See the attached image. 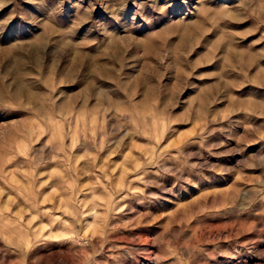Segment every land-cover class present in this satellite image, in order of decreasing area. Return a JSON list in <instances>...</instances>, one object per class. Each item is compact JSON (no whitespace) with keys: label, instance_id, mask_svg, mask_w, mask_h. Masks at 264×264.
I'll list each match as a JSON object with an SVG mask.
<instances>
[{"label":"rangeland","instance_id":"1","mask_svg":"<svg viewBox=\"0 0 264 264\" xmlns=\"http://www.w3.org/2000/svg\"><path fill=\"white\" fill-rule=\"evenodd\" d=\"M0 264H264V0H0Z\"/></svg>","mask_w":264,"mask_h":264}]
</instances>
